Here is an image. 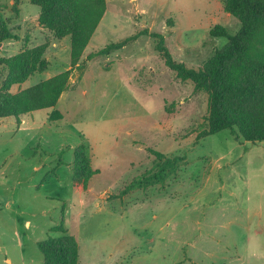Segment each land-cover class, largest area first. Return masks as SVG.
<instances>
[{"label":"rangeland","instance_id":"1","mask_svg":"<svg viewBox=\"0 0 264 264\" xmlns=\"http://www.w3.org/2000/svg\"><path fill=\"white\" fill-rule=\"evenodd\" d=\"M223 1L105 0L56 106L0 120V264H44L38 243L65 235L77 264H264V142H235L227 130L196 141L207 93L179 80L144 34L201 69L227 42L209 30L240 27ZM38 13L29 0H0V22L19 37L0 43V57L45 45L48 62L12 94L70 68L69 37L56 39ZM5 74L0 66V84ZM80 145L94 173L74 181ZM152 151L184 160L163 183L123 194L153 167ZM61 223L66 233L54 231Z\"/></svg>","mask_w":264,"mask_h":264},{"label":"trees","instance_id":"2","mask_svg":"<svg viewBox=\"0 0 264 264\" xmlns=\"http://www.w3.org/2000/svg\"><path fill=\"white\" fill-rule=\"evenodd\" d=\"M12 1L16 8L21 0ZM29 1L39 9L38 23L42 28L58 40L69 37L70 68L12 94L9 90L13 85L23 84L47 69L45 45L24 48L10 58L0 57V66L6 71L0 84V119L13 118L17 122L22 116L56 106L68 90L72 69L81 66L78 61L105 12V0ZM223 10L239 22V30L230 35L221 25L213 26L209 36L225 38L227 42L198 70L175 62L163 36L147 31L144 34L156 39V50L179 80L190 81L195 89L207 93L206 128L196 136V141L227 130L235 142H264V0H224ZM5 40L19 41V37L2 21L0 43ZM124 44L125 41L109 44L89 58L109 54ZM152 154L156 157L153 167L131 182L123 194L163 183L184 160L157 151ZM74 155L72 179L88 180L94 172L89 167L85 146L80 145ZM54 231L66 233L62 223ZM37 246L44 264H77L78 245L71 235L48 236Z\"/></svg>","mask_w":264,"mask_h":264},{"label":"crops","instance_id":"3","mask_svg":"<svg viewBox=\"0 0 264 264\" xmlns=\"http://www.w3.org/2000/svg\"><path fill=\"white\" fill-rule=\"evenodd\" d=\"M0 120H2V119H0ZM8 261V260H7Z\"/></svg>","mask_w":264,"mask_h":264}]
</instances>
